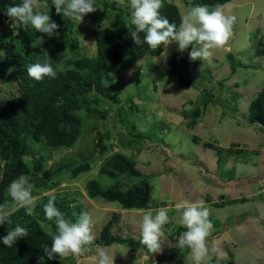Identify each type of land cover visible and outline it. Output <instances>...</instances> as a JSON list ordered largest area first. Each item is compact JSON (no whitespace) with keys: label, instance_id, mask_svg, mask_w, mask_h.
<instances>
[{"label":"rangeland","instance_id":"374dc122","mask_svg":"<svg viewBox=\"0 0 264 264\" xmlns=\"http://www.w3.org/2000/svg\"><path fill=\"white\" fill-rule=\"evenodd\" d=\"M168 1L178 6L181 19L196 6L191 0ZM224 5L227 14L237 17L232 36L224 48L212 50L209 60H196L193 75L171 70L173 55L179 52L186 56L191 51L189 46L181 52L178 42L164 46L158 56L143 57L121 72L105 73L103 83L120 99L127 125L107 119L104 128L109 129L110 135L104 143L109 147L104 154L96 152L93 146L85 124L93 126L94 119L87 117L71 148L50 150L40 142L34 144L35 154L47 158L46 169L54 171L82 159L91 163L88 171L77 176H72L71 169L66 167L56 171L52 180H58L57 186L41 194L75 197L68 209L72 215L65 218L75 222L77 216L87 213L92 219L95 241L90 250L79 257L68 255L61 264H97L98 248L115 256L114 264H193L191 250L177 247L181 235L178 227L183 226V209L177 205L198 201L209 209L208 219L213 225L207 238L210 259L206 257L203 264L230 260L233 264H264V130L245 124L248 106L264 86V0H231ZM105 9V25L130 20L129 8L115 9L110 4ZM95 13L100 16L99 9ZM96 28L94 19L87 17L84 26L73 31L78 40V56L95 54L94 37L87 32ZM234 61L239 65L232 72ZM198 73L205 76L197 77ZM16 89L10 80L0 82L3 97ZM102 105L107 107L106 103ZM197 106L203 114L191 123ZM79 114L86 113L81 110ZM235 150L240 153L233 154ZM113 151L132 158L135 166L148 175L153 187L152 202L146 210L155 214L160 208L168 209L162 252L150 256L141 245L134 251L121 243L100 246L97 242L100 230L115 212L119 221L113 224L111 233L138 241L146 211L123 209L117 202L89 198L87 180L97 179L103 188L116 182L99 172L105 157ZM40 198L36 197V203ZM240 218L243 220L237 224ZM119 246H123L126 256L117 253Z\"/></svg>","mask_w":264,"mask_h":264},{"label":"trees","instance_id":"16d2710c","mask_svg":"<svg viewBox=\"0 0 264 264\" xmlns=\"http://www.w3.org/2000/svg\"><path fill=\"white\" fill-rule=\"evenodd\" d=\"M230 1L191 0V3L196 6L206 5L211 11L216 5H224ZM20 3L22 0H0V82L10 80L17 86L12 95H0V203L5 200L11 203L8 187L21 176L29 178V182L34 185V197L41 198L36 203L32 216H28L24 208L17 206L10 217L11 223L0 225V264H61L62 259L58 256L49 260L44 253V249H50L52 244L49 232H56L55 222L48 221L45 217L44 205L55 197L56 207L64 215L70 216L72 212L68 209L75 197L60 194L50 197L41 194L57 186L58 180H52L56 171L66 167L71 169L72 176H77L88 171L91 163L89 159H82L76 164L65 163L54 171L46 169L44 161L47 158L35 154L34 144L40 142L50 150L71 148L81 135L87 117L94 119L93 126L85 124L93 146L96 152L104 154L109 147V144L104 143V139L110 135L109 129L104 128L107 126V119L127 125L122 115L121 109L124 108L120 107V99L103 83L105 73H118L143 57H155L162 52L164 45L155 50L150 49L147 44L135 45L130 36V30H135L130 20L127 23L112 22L109 25L102 23L106 17V5L111 4L118 9L115 0L102 5L104 10H99L100 16L95 12L89 13L82 23L56 14L54 5L48 0L51 20L59 25V35L52 37L37 32L30 24L15 29L10 26L11 21L4 14L5 9ZM41 11L47 9L42 8ZM160 13L177 27L182 22L178 6L171 1H163ZM87 17L94 19L97 25L96 29L87 32V35L94 37L96 52L92 56H78V40L73 31L84 26ZM140 35L143 39L144 34ZM38 37H42L43 43L36 48L31 47V43ZM66 47L68 51H65ZM42 50H46L48 55ZM197 62L191 61L189 55L177 52L170 59V66L174 72H182L183 75L191 72L193 75L191 70ZM33 63L52 65L57 72L56 78L44 77L40 82L30 78L27 67ZM237 64L239 65L237 61L231 62L232 72L236 70ZM196 76L205 74L198 73ZM101 103H106L107 107ZM81 110L86 114L80 115ZM202 114L203 111L197 106L191 123H196ZM245 124L264 130V86L250 102ZM99 172L116 182L103 188L97 179L87 180L85 189L89 198L117 202L123 209L146 210L150 207L153 186L149 183L148 175L135 166L132 158L123 152L113 151L105 157ZM242 220L240 218L236 223L239 224ZM118 221L119 215L115 212L100 230L97 241L100 246L121 243L134 251L139 245L146 247L139 242L140 239L136 241L112 234V226ZM17 225L25 227L28 235L17 240L11 248L4 246L2 238ZM178 230L182 234L186 228L179 226ZM148 254L152 255L149 251ZM220 264H233V261Z\"/></svg>","mask_w":264,"mask_h":264},{"label":"clouds","instance_id":"9594fccd","mask_svg":"<svg viewBox=\"0 0 264 264\" xmlns=\"http://www.w3.org/2000/svg\"><path fill=\"white\" fill-rule=\"evenodd\" d=\"M115 3L118 8L130 9V23L135 29L130 30V36L135 45L147 44L150 49L155 50L161 45L166 48L169 44L178 42L181 52L191 46L189 52L191 61L209 60L213 55L212 50L224 48L232 36L233 26L237 20L235 15L225 12L226 5L218 4L211 11L206 5H198L187 12L177 27L175 23H171L161 15L160 9L163 7V0H127V3L126 0H115ZM51 5H54L56 14L69 17L80 23L83 22L87 14L94 13L98 9L104 10L102 5L96 3V0H51ZM42 8L47 11H41ZM49 11L48 0H43V2L41 0H22L20 4L6 7L4 14L11 21L10 26L13 29L30 24L39 33L49 37L58 36L59 25L51 20ZM113 20H115V16H113ZM141 33L144 34L143 39ZM42 43V37H38L31 43V47L36 48ZM42 52L48 55L46 50H42ZM27 75L40 82L44 77L56 78L57 72L48 63H33L28 65ZM232 153L239 154L240 150H235ZM33 190L34 185L25 176L19 177L9 185L8 194L11 203L8 200L0 203V225L11 223L10 217L17 206L24 208L28 216L34 214L36 197L33 195ZM177 208L183 209L180 223L186 228V231L178 239L177 247L189 248L193 264H203L206 257L210 259L207 238L213 225L208 219L209 209L203 201L178 204ZM44 214L48 221L55 222L56 227L55 233L49 232V235L52 236L50 249L47 247L44 249L49 260H53L57 256L60 259L68 255L79 257L90 250L95 241V235L89 214L81 213L75 222H71L56 207L55 197L50 198L44 205ZM168 222L167 208L155 210V214L153 210L144 212L140 243L146 246L152 254L162 252L164 226ZM27 235L28 230L17 225L14 230L7 232V235L2 238V243L11 248L17 240L25 238ZM117 253L126 256L123 246L117 248ZM114 258L115 256L104 248H98L97 264H114Z\"/></svg>","mask_w":264,"mask_h":264}]
</instances>
